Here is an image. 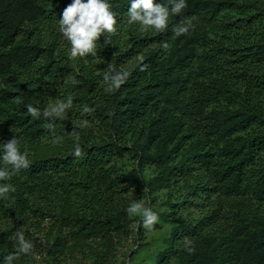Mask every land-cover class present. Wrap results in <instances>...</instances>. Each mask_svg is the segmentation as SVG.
I'll return each instance as SVG.
<instances>
[{
  "label": "trees",
  "instance_id": "trees-1",
  "mask_svg": "<svg viewBox=\"0 0 264 264\" xmlns=\"http://www.w3.org/2000/svg\"><path fill=\"white\" fill-rule=\"evenodd\" d=\"M109 2L116 31L71 57L58 23L71 0H0V141L30 161L0 181L15 188L0 260L20 230L33 248L14 264H264V0H187L182 35L180 15L142 30L129 0ZM109 63L128 73L111 92ZM68 95L51 129L27 112ZM134 200L157 214L150 229Z\"/></svg>",
  "mask_w": 264,
  "mask_h": 264
},
{
  "label": "clouds",
  "instance_id": "clouds-1",
  "mask_svg": "<svg viewBox=\"0 0 264 264\" xmlns=\"http://www.w3.org/2000/svg\"><path fill=\"white\" fill-rule=\"evenodd\" d=\"M129 5L128 22L137 23L142 30L151 28L162 32L168 27L169 18L176 15L181 16L180 22L172 27L176 35L187 34L192 27L193 18L183 15V11L187 7V0H168L167 3H158L156 0H129ZM111 8L109 0H71V3L63 8L58 23L60 32L70 44L71 57L95 55L99 38L106 33L116 31L117 17ZM104 43H107V39L104 40ZM162 46L167 47L166 42L162 41ZM127 75V72L113 70L112 64L109 63L108 70L103 73L105 90L111 92L119 89ZM16 100L19 102V97ZM72 103L73 98L68 95L64 99L48 104L43 109L32 104H28L26 107L27 112L33 118H48L44 126L51 129L54 127L53 118L65 117L72 107ZM88 123V120H82L81 126H86ZM78 137L79 133H77ZM80 153V144L73 143L72 154L79 156ZM29 163L28 152L21 150L20 139L13 136L9 140L0 141V181L7 180L13 172L28 168ZM14 190L12 184L0 183V198ZM126 211L132 214L139 212L143 216V224L149 229L158 220L157 214L140 200L130 202ZM14 235L19 253L30 252L33 244L25 238L24 232L17 230ZM186 250L193 251L191 247H187ZM19 253H9L3 260H0V264H14V259Z\"/></svg>",
  "mask_w": 264,
  "mask_h": 264
},
{
  "label": "rangeland",
  "instance_id": "rangeland-1",
  "mask_svg": "<svg viewBox=\"0 0 264 264\" xmlns=\"http://www.w3.org/2000/svg\"><path fill=\"white\" fill-rule=\"evenodd\" d=\"M133 215V214H132ZM138 216L141 215L139 212L137 214ZM137 224L136 223H133V227L136 228ZM135 233V232H134ZM135 237V236H134ZM125 258L124 257H120V260L123 261Z\"/></svg>",
  "mask_w": 264,
  "mask_h": 264
}]
</instances>
